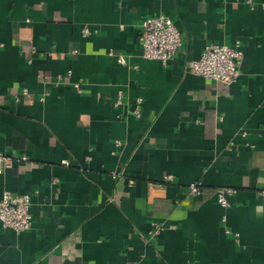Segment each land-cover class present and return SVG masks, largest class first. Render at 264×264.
<instances>
[{
	"label": "crops",
	"instance_id": "obj_1",
	"mask_svg": "<svg viewBox=\"0 0 264 264\" xmlns=\"http://www.w3.org/2000/svg\"><path fill=\"white\" fill-rule=\"evenodd\" d=\"M248 1L0 0V197L30 193L33 214L0 221V264H264V0ZM162 13L182 33L166 64L139 39ZM211 42L244 50L234 83L189 69Z\"/></svg>",
	"mask_w": 264,
	"mask_h": 264
},
{
	"label": "built area",
	"instance_id": "obj_2",
	"mask_svg": "<svg viewBox=\"0 0 264 264\" xmlns=\"http://www.w3.org/2000/svg\"><path fill=\"white\" fill-rule=\"evenodd\" d=\"M250 2V0L248 1ZM251 3V2H250ZM94 33L92 29L85 26L82 29L84 36H90ZM140 48L142 55L148 59H157L163 63L173 58L182 45V33L174 19L167 14L149 15L142 19L140 23ZM32 52H36V47L31 48ZM72 53H78V49H73ZM109 55H115L120 63L125 64L126 58L122 54H116L110 50ZM244 50L240 44L230 46L219 43H208L205 45L202 54L199 58L188 62L189 69L200 76L207 79L221 82L224 84H232L236 81L240 74V62L243 59ZM67 76L72 77V69L67 70ZM63 74H58L56 79L62 80ZM81 79L72 82L74 89L77 92H82ZM28 94V89L23 88L19 96ZM122 95L119 93L116 105L121 103ZM139 103L141 99H138ZM136 116H140V109L134 110ZM121 140H116V145H121ZM26 158L25 156L23 157ZM0 161L3 167H0V173L3 168L13 166L14 159L0 152ZM63 164H69V161L64 159ZM53 181H57L54 178ZM163 181L172 182L173 175L167 174ZM190 193L200 195L202 187L200 181H195L189 184ZM261 195L264 197V186L260 188ZM237 192V189L231 186H223L218 189L217 197L220 205L223 207L229 206L228 196ZM32 195L30 193H15L4 192L0 197V221L4 227L12 228L16 231H25L32 225L33 214L31 210ZM60 264H67L62 262Z\"/></svg>",
	"mask_w": 264,
	"mask_h": 264
}]
</instances>
